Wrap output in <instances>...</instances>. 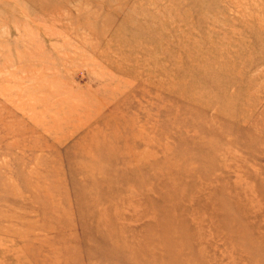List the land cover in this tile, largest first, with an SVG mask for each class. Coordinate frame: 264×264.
I'll return each mask as SVG.
<instances>
[{"label": "rangeland", "instance_id": "374dc122", "mask_svg": "<svg viewBox=\"0 0 264 264\" xmlns=\"http://www.w3.org/2000/svg\"><path fill=\"white\" fill-rule=\"evenodd\" d=\"M0 264H264V0H0Z\"/></svg>", "mask_w": 264, "mask_h": 264}]
</instances>
